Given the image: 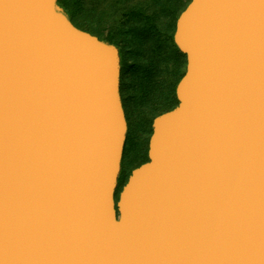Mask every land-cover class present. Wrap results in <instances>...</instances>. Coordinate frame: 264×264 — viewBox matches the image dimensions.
I'll return each mask as SVG.
<instances>
[{"label":"water","instance_id":"water-1","mask_svg":"<svg viewBox=\"0 0 264 264\" xmlns=\"http://www.w3.org/2000/svg\"><path fill=\"white\" fill-rule=\"evenodd\" d=\"M179 103L116 198L117 45L0 0V264H264V0H190Z\"/></svg>","mask_w":264,"mask_h":264},{"label":"trees","instance_id":"trees-1","mask_svg":"<svg viewBox=\"0 0 264 264\" xmlns=\"http://www.w3.org/2000/svg\"><path fill=\"white\" fill-rule=\"evenodd\" d=\"M189 2L190 0H59V4L76 25L119 47L124 79L128 77L126 84L130 96L134 100L140 98L149 101L153 94V99L161 103L157 115L179 103L176 87L186 71L187 59L186 54L175 43L174 33L177 19ZM143 60L150 63L148 71L143 69ZM134 109H137L135 105ZM152 122L153 119L147 154L143 161L149 159ZM131 171L124 182L120 183L117 199Z\"/></svg>","mask_w":264,"mask_h":264},{"label":"rangeland","instance_id":"rangeland-1","mask_svg":"<svg viewBox=\"0 0 264 264\" xmlns=\"http://www.w3.org/2000/svg\"><path fill=\"white\" fill-rule=\"evenodd\" d=\"M142 63L143 69L148 71L150 63L147 60H143ZM127 78H125V84L127 83ZM125 89L133 119L130 137L123 157L122 172L119 176L120 183L124 182L132 167L144 162L143 160H145L147 154L148 137L151 132V120L157 116L161 106L159 101L153 99V94L150 95L149 101H147L148 99L140 98L134 100L130 96L127 84ZM134 105L137 108L136 110Z\"/></svg>","mask_w":264,"mask_h":264},{"label":"flooded vegetation","instance_id":"flooded-vegetation-1","mask_svg":"<svg viewBox=\"0 0 264 264\" xmlns=\"http://www.w3.org/2000/svg\"><path fill=\"white\" fill-rule=\"evenodd\" d=\"M121 63H122V55H121ZM125 88H126V85H125V79H124V74H123V63H122L121 93H122L123 104H124V108H125L126 116H127V121H128V131H127V139H126V143H125L124 155H125L126 146H127V143H128L129 137H130L131 127H132V119H133L132 114H131V110L129 107L128 97L126 95V89ZM122 167H123V160H122ZM121 172H122V169H121ZM121 172H120V174H121ZM119 185H120V180H119ZM118 188H119V186H118ZM118 188H117V191H118ZM116 195H117V192H116Z\"/></svg>","mask_w":264,"mask_h":264},{"label":"crops","instance_id":"crops-1","mask_svg":"<svg viewBox=\"0 0 264 264\" xmlns=\"http://www.w3.org/2000/svg\"><path fill=\"white\" fill-rule=\"evenodd\" d=\"M136 166H138V165H136ZM136 166L132 167V169L135 168Z\"/></svg>","mask_w":264,"mask_h":264},{"label":"bare ground","instance_id":"bare-ground-1","mask_svg":"<svg viewBox=\"0 0 264 264\" xmlns=\"http://www.w3.org/2000/svg\"><path fill=\"white\" fill-rule=\"evenodd\" d=\"M82 28V27H81Z\"/></svg>","mask_w":264,"mask_h":264}]
</instances>
